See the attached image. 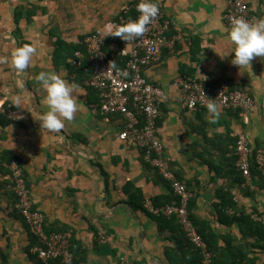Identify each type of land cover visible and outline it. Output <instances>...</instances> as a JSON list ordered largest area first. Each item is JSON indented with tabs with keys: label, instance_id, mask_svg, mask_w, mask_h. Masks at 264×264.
Here are the masks:
<instances>
[{
	"label": "crops",
	"instance_id": "1",
	"mask_svg": "<svg viewBox=\"0 0 264 264\" xmlns=\"http://www.w3.org/2000/svg\"><path fill=\"white\" fill-rule=\"evenodd\" d=\"M132 2L0 0V57L10 59L23 44L37 48L32 65L22 74L10 62L0 63V90L18 117L12 121L0 116V264H43L29 250L32 237L16 208L11 160L21 166L32 207L42 213L45 230L69 232L72 251L85 264H171L168 253L185 264L196 259L187 245L183 254L174 251V235L161 229L144 208L146 199L157 205L173 200L168 182L136 146L118 138L122 119L100 111L85 59L80 66L70 61L72 50L85 52L81 40L86 34L117 20ZM158 4L171 21L166 33L170 43L160 48V59L145 67L143 75L165 96L157 119L162 159L186 185L188 213L219 237L221 258L264 264V237L255 232L264 230V175L254 168L249 179L239 175L234 154L235 135L243 133L253 154L264 155V57L239 68L231 63L234 53L224 58L218 54L232 47L223 0ZM248 6L251 15H264V0H248ZM41 71L55 72L78 85L74 96L79 93V110L58 134L43 132L37 119L47 111L46 93L35 79ZM180 76L203 82L223 79L231 90L251 96L255 106L245 113L220 107V120L211 124L206 107H180L175 84ZM17 80L23 81L22 88ZM227 195L232 204L221 208L219 196L226 200ZM137 199L140 207L132 203ZM237 217L249 221L227 222ZM193 224L199 233L200 224ZM229 245L231 253L226 251ZM199 249L202 264L206 253L210 264L206 243L205 251Z\"/></svg>",
	"mask_w": 264,
	"mask_h": 264
},
{
	"label": "built area",
	"instance_id": "2",
	"mask_svg": "<svg viewBox=\"0 0 264 264\" xmlns=\"http://www.w3.org/2000/svg\"><path fill=\"white\" fill-rule=\"evenodd\" d=\"M225 4L224 19L230 29L233 19L241 18L249 23L264 18L249 13L248 0H223ZM139 0H133L117 20L104 23L103 28H97L86 34L81 40L85 52L73 51L70 59L72 65L80 66L85 59L90 70L89 85L98 93L100 111L103 114L117 115L122 119L123 127L118 138L136 146L143 158L162 177L170 183L174 194L178 197L176 204L155 206L150 199L144 201V208L152 214L177 215L182 229L189 241L205 251V243L191 221L187 204L189 192L186 185L170 171L162 159L163 145L157 134V119L160 114L159 105L164 93L162 89L148 81L144 75L145 67L156 63L160 59V48L170 43L166 33L171 21L160 8L159 15L147 26L143 36L126 42L119 37L106 36L104 30L107 25L118 26L135 20L139 13L136 5ZM115 63L127 76L119 75L110 65ZM175 84L180 90L179 105L182 109L193 110L205 107L214 100L224 109H240L249 112L255 101L246 92L238 89L231 90L223 80L203 82L196 79L177 77ZM0 116L16 121L18 117L6 102L0 90ZM236 165L245 179L250 178L252 149L243 133L235 135ZM257 169L264 174V155L254 154ZM12 190L16 198V208L34 236L35 242L30 246V252L43 264H85L78 259L71 250V235L69 232L46 231L43 215L32 207L29 190L26 186L24 174L17 160L9 163ZM102 237V236H101ZM209 256L206 253L205 263Z\"/></svg>",
	"mask_w": 264,
	"mask_h": 264
},
{
	"label": "clouds",
	"instance_id": "3",
	"mask_svg": "<svg viewBox=\"0 0 264 264\" xmlns=\"http://www.w3.org/2000/svg\"><path fill=\"white\" fill-rule=\"evenodd\" d=\"M139 13L135 20L113 26L107 25L104 30V37H119L128 42L136 37H141L145 33L147 26L159 15L158 0H139L136 5ZM227 38L232 47L223 54L218 53L221 58L232 56L231 63L239 68L250 67L251 61L255 57H264V18L254 23H249L241 18L232 21L231 28L227 32ZM37 55V48L32 44H23L16 47L9 57H0V63H9L18 73H24L32 65L33 57ZM110 67L119 75L127 76L128 73L121 70L115 63ZM46 95L44 103L47 111L43 112L37 119L43 132L58 134L65 127V121H72L79 107L76 103L74 92L78 88L75 83H68L59 74L50 71H41L36 77ZM17 86L23 87V81L17 80ZM14 105L20 106L19 101H14ZM207 119L209 123L216 124L221 118L219 105L210 100L206 105Z\"/></svg>",
	"mask_w": 264,
	"mask_h": 264
},
{
	"label": "trees",
	"instance_id": "4",
	"mask_svg": "<svg viewBox=\"0 0 264 264\" xmlns=\"http://www.w3.org/2000/svg\"><path fill=\"white\" fill-rule=\"evenodd\" d=\"M132 13H133V11L131 10L129 12V14L131 15ZM122 15H124V13H122ZM66 48H77V46H75V45H66ZM74 50H72V52ZM234 154H235V170L238 172L239 175L242 176L240 170L238 169V167L236 165L237 155H236L235 147H234ZM253 159H254V154H253V158L251 159L250 173L252 171L251 169L254 168L257 171L258 174L264 175V174H262L260 172L259 169H257L255 161ZM160 176L162 177L161 174H160ZM163 180H165V179L163 178ZM166 182H168V181H166ZM168 184L170 186L169 182H168ZM170 189H171V192H172L174 197H173V200L171 202H168L166 204H176L178 202V197L174 194L171 186H170ZM133 197L137 198L136 196H133ZM219 198L221 199V202H220V207L221 208H225L226 206H231L232 202L228 198V195H227V199L226 200H225L224 196H219ZM144 201H143V204H144ZM132 203H133V205H135L137 207L141 206V203L138 201V199L136 200L135 203L133 201H132ZM188 203H189V199H188ZM153 205L162 206V204L161 205H157V203H154V202H153ZM187 207H188V204H187ZM149 214H151L152 216L155 217V219H157L159 227L161 229L167 228L174 235V239H175V249H173L174 251H177V250L178 251H182V254H183V252L185 251V246L187 245L186 247L193 249L192 254H194V256L196 257L195 260L194 259H190V258L187 259L188 264H191V263H193V264H202L203 255H202L200 249L195 247L189 241L188 237L186 236V233L184 232V230L181 227V224H180V222L178 220L177 215L172 214V215H168L167 216V215H164L162 213H159V214L149 213ZM188 214H189V217H191L193 222H195L197 224H200V227H199L198 231H199V234L201 235L202 239L206 243L207 251H209L210 254H211V262H210V264H236V262L233 260V258L231 256H230V261H226V260H223L221 258L223 253L221 251V248L218 246L219 237L215 233L211 232L210 230H208V229L205 230L206 227H201L202 226V222L195 220L194 217H192V214L190 213V210H189ZM219 215H225V213H223L222 211H219ZM234 219L235 220H239V221H245V222L249 221V219L246 218V217L242 218V219H239L237 217V218H230L227 222L228 223H232ZM256 229H257V230H255L256 234L261 235L262 237H264V230L262 228H256ZM31 237H32V244H33L36 240H35L34 236L31 235ZM71 250H72V248H71ZM226 251L231 253L230 245L228 246V250H226ZM168 259L170 260L171 264H185V261H182V259L176 260L171 255H169V253H168Z\"/></svg>",
	"mask_w": 264,
	"mask_h": 264
}]
</instances>
